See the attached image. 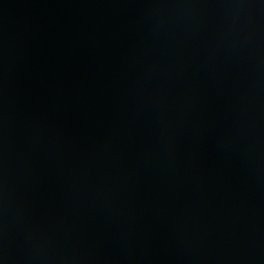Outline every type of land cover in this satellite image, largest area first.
<instances>
[{
	"label": "water",
	"instance_id": "1",
	"mask_svg": "<svg viewBox=\"0 0 264 264\" xmlns=\"http://www.w3.org/2000/svg\"><path fill=\"white\" fill-rule=\"evenodd\" d=\"M0 264H264V0H0Z\"/></svg>",
	"mask_w": 264,
	"mask_h": 264
}]
</instances>
